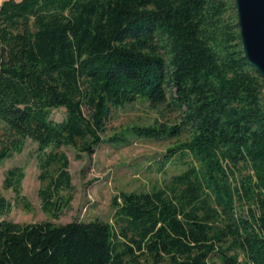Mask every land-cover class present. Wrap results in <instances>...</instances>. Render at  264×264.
Returning <instances> with one entry per match:
<instances>
[{
    "label": "trees",
    "instance_id": "trees-1",
    "mask_svg": "<svg viewBox=\"0 0 264 264\" xmlns=\"http://www.w3.org/2000/svg\"><path fill=\"white\" fill-rule=\"evenodd\" d=\"M138 100L164 121L106 136ZM0 124V164L35 144L52 218L71 188L61 148L169 138L166 157L190 158L159 188L115 194L110 223H15L0 195V264H264V81L233 0H2ZM23 177L2 184L27 209Z\"/></svg>",
    "mask_w": 264,
    "mask_h": 264
},
{
    "label": "rangeland",
    "instance_id": "rangeland-1",
    "mask_svg": "<svg viewBox=\"0 0 264 264\" xmlns=\"http://www.w3.org/2000/svg\"><path fill=\"white\" fill-rule=\"evenodd\" d=\"M64 113L63 108L52 109L49 118L54 122H60ZM155 121L159 123L164 119L145 102L138 100L112 111L106 136L120 133L133 126H149ZM0 139H3L2 135ZM174 142L175 139L169 138L128 137L124 144L103 143L91 156L80 155L79 158L71 148H61L60 151L68 162L67 172L71 188L62 192V206L57 212V218H52L40 208L38 190L41 183L38 180L40 170L36 146L26 140L19 153H14L0 164V195L12 204L10 212L4 219L20 224L43 221L65 224L94 219L110 223L112 213L110 200L115 194L147 192L159 188L172 176L187 168L189 156H179L176 153L171 158L166 157L167 148ZM13 167H19L23 171L20 194L28 204L27 209H24L22 204L13 203L14 195L9 189L3 188L4 174Z\"/></svg>",
    "mask_w": 264,
    "mask_h": 264
},
{
    "label": "water",
    "instance_id": "water-1",
    "mask_svg": "<svg viewBox=\"0 0 264 264\" xmlns=\"http://www.w3.org/2000/svg\"><path fill=\"white\" fill-rule=\"evenodd\" d=\"M240 47L264 81V0H233Z\"/></svg>",
    "mask_w": 264,
    "mask_h": 264
},
{
    "label": "crops",
    "instance_id": "crops-1",
    "mask_svg": "<svg viewBox=\"0 0 264 264\" xmlns=\"http://www.w3.org/2000/svg\"><path fill=\"white\" fill-rule=\"evenodd\" d=\"M2 0H0V2H1ZM16 1H18V0H16Z\"/></svg>",
    "mask_w": 264,
    "mask_h": 264
}]
</instances>
